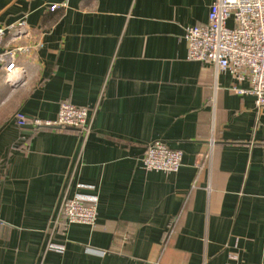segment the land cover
<instances>
[{"label": "crops", "instance_id": "obj_1", "mask_svg": "<svg viewBox=\"0 0 264 264\" xmlns=\"http://www.w3.org/2000/svg\"><path fill=\"white\" fill-rule=\"evenodd\" d=\"M213 1L0 0V25L28 21L15 45H41L17 84L0 67V264H264V110L188 58ZM64 101L91 108L88 134L19 126ZM155 140L177 172L143 167ZM77 193L97 225L56 223Z\"/></svg>", "mask_w": 264, "mask_h": 264}, {"label": "built area", "instance_id": "obj_2", "mask_svg": "<svg viewBox=\"0 0 264 264\" xmlns=\"http://www.w3.org/2000/svg\"><path fill=\"white\" fill-rule=\"evenodd\" d=\"M66 4H51L55 11ZM27 19L24 17L10 25H0V67L6 80L17 84L24 70L19 71V54L33 55L40 43L16 46L15 42L30 36ZM188 43V58L214 64L219 70L229 71L238 82L249 81L250 87L234 89L239 94L253 95L258 109L264 110V0H214L208 21L189 26L185 30ZM14 74V76H13ZM88 106L71 102L61 103L55 122L30 118L19 113V126H59L90 132ZM183 161V151L173 149L163 140L151 142L143 158V167L149 171L177 172ZM99 200L96 196L77 193L62 201L57 224L61 220L69 224L97 225Z\"/></svg>", "mask_w": 264, "mask_h": 264}]
</instances>
